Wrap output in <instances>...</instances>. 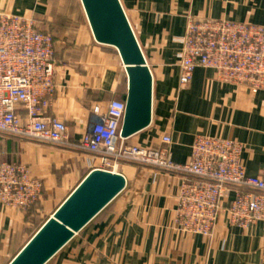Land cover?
Segmentation results:
<instances>
[{
    "label": "crops",
    "instance_id": "obj_1",
    "mask_svg": "<svg viewBox=\"0 0 264 264\" xmlns=\"http://www.w3.org/2000/svg\"><path fill=\"white\" fill-rule=\"evenodd\" d=\"M120 2L153 79L150 124L124 142L155 148L169 135L171 158L183 163L196 135L228 137L242 143L246 173L264 179V90L252 93L223 83L213 70L200 67L179 90L177 59L189 16L264 25V0ZM75 5L80 30L72 34L68 17L55 39L57 60L64 65L58 67L56 96L46 115L65 122L77 141L90 128L94 107L105 110L111 100H125L127 78L116 50L95 42L80 1ZM51 8V0H0V11L32 17L46 27L57 25ZM91 158L71 148L0 135V161L23 163L44 182L40 199L26 211L0 203V264L11 261L92 169ZM76 161L89 170L82 169L74 188L54 206L66 186L61 168ZM117 171L126 179L122 192L45 264H264L262 222L241 228L222 216L211 237L183 233L173 219L179 186L189 176L130 163ZM233 197L229 188L224 205ZM42 211L49 213L45 219Z\"/></svg>",
    "mask_w": 264,
    "mask_h": 264
},
{
    "label": "built area",
    "instance_id": "obj_2",
    "mask_svg": "<svg viewBox=\"0 0 264 264\" xmlns=\"http://www.w3.org/2000/svg\"><path fill=\"white\" fill-rule=\"evenodd\" d=\"M180 43L179 90L199 67L213 70L223 83L264 90V25L189 16ZM61 66L49 32L32 17L0 11V135L80 150L92 157V169L118 172L121 163H130L189 176L179 186L173 219L183 233L211 237L222 216L241 228L264 224V179L246 173L243 145L235 139L196 135L189 158L176 163L169 135L155 148L125 143V100H111L105 110L93 108L90 128L74 141L65 122L46 115ZM43 188L25 164L0 161L2 206L26 211ZM229 188L234 197L224 205Z\"/></svg>",
    "mask_w": 264,
    "mask_h": 264
},
{
    "label": "water",
    "instance_id": "obj_3",
    "mask_svg": "<svg viewBox=\"0 0 264 264\" xmlns=\"http://www.w3.org/2000/svg\"><path fill=\"white\" fill-rule=\"evenodd\" d=\"M92 36L118 53L127 78L120 137L151 121L152 74L120 0H79ZM126 186L118 172L90 170L8 264H45Z\"/></svg>",
    "mask_w": 264,
    "mask_h": 264
},
{
    "label": "rangeland",
    "instance_id": "obj_4",
    "mask_svg": "<svg viewBox=\"0 0 264 264\" xmlns=\"http://www.w3.org/2000/svg\"><path fill=\"white\" fill-rule=\"evenodd\" d=\"M54 1L55 0H51V3L53 5V12H55V14L62 15L66 19H68V17H72L73 23H71L72 24L71 27L73 28V30L75 32V34H74V32L72 34L74 36H76V34L79 33V30H80L79 28L81 26V17H80V14L78 13V11L76 10V7L74 6V3L76 1H78V0H58L57 3H54ZM61 3H62V5H60ZM69 27H70V25L68 26V28ZM47 28H49V27H47ZM43 29H46V26L42 27V30ZM60 64L61 65H64V63H60ZM74 150H76V149H74ZM77 151L79 152L80 150H77ZM82 167H83L82 164L79 161H76L75 163L70 164L66 168H64V167L61 168V171L62 172L64 171V172L67 173L66 186H65L64 194H62L61 197H59V198L57 196L56 197L57 199H56L55 202H53V205L55 203H56L55 205L59 204L62 201V199L65 198V196L74 188V186L80 180L82 174L85 171H88L89 170L88 167H85V166L83 168ZM145 167H147V166H145ZM82 169L83 170L85 169V171L83 173H82ZM48 214L49 213H44L42 211L41 218L45 219L48 216Z\"/></svg>",
    "mask_w": 264,
    "mask_h": 264
},
{
    "label": "trees",
    "instance_id": "obj_5",
    "mask_svg": "<svg viewBox=\"0 0 264 264\" xmlns=\"http://www.w3.org/2000/svg\"><path fill=\"white\" fill-rule=\"evenodd\" d=\"M57 1H58V0H55L54 3H57ZM74 6L76 7L75 3H74ZM76 10H77V7H76ZM77 11H78V10H77ZM50 14H51V16L53 17L54 22L56 21V24H57V25H56V26H53V24L50 22V23L48 24V26H47V27H49V28L46 27V29H43V30H45V31H47V32L50 33V35H51V37H52V39H53V41H54V44H55V39L58 38V37L60 36V34L63 32L64 26L67 24L66 22L68 21V19H66V18H65L64 16H62V15H57V14H55V12H53V5H52V8H51ZM52 22H53V21H52ZM36 26H37L38 28H41V29H42V27H44V26L41 25V23H39V22L36 23ZM56 53H57V52H56V48H55V54H56ZM56 56H57V54H56ZM34 204H35V203H34ZM34 204H32L29 208L33 207Z\"/></svg>",
    "mask_w": 264,
    "mask_h": 264
}]
</instances>
